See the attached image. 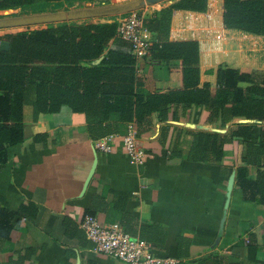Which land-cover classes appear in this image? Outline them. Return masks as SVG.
<instances>
[{
	"label": "crops",
	"instance_id": "0c3cea01",
	"mask_svg": "<svg viewBox=\"0 0 264 264\" xmlns=\"http://www.w3.org/2000/svg\"><path fill=\"white\" fill-rule=\"evenodd\" d=\"M176 1L93 0L76 2L67 12L84 14L74 19L106 17L103 23H108L139 11L148 20ZM207 2L204 12L175 9L169 32L170 41L199 43L200 86H217L221 64L249 70L264 81V36L227 28L224 0ZM147 36L156 40L149 30ZM182 68L180 60L164 62L151 55L137 61L151 92L182 88ZM34 98L29 94L23 108L24 140L1 164L0 211L18 212L34 203L37 213L12 221L9 234L0 235V264H127L93 250L81 224L91 213L103 225L117 222L129 232L128 225L131 235L149 238L155 255L178 258L177 264H199L213 253L224 256L225 264H264V205L246 201L236 185L241 142H226L219 162L187 160L192 133L228 135L238 123L254 121L237 118L221 127L208 121L202 106L173 107L167 120H155L148 134L138 135L148 155L143 163L132 164L122 134L114 139L112 152H101L85 114L63 106L35 118ZM181 250L187 257L179 256Z\"/></svg>",
	"mask_w": 264,
	"mask_h": 264
},
{
	"label": "trees",
	"instance_id": "16d2710c",
	"mask_svg": "<svg viewBox=\"0 0 264 264\" xmlns=\"http://www.w3.org/2000/svg\"><path fill=\"white\" fill-rule=\"evenodd\" d=\"M87 1L93 0H0V10L36 9L50 4L58 9L64 4ZM207 4V0H178L156 17L145 19L147 29L156 38L150 47L153 60L182 62L183 87L166 92L145 89L133 44L117 35L118 21L62 23L0 36V45L3 40L9 42L8 49L0 46V168L24 140L23 108L31 93L35 97V118L68 106L75 113L85 114L94 139L124 134L130 122L136 123L139 136H143L155 120H167L173 107L202 106L209 112L208 121L221 127L237 118L254 122L238 123L228 135L192 133L187 160L219 162L224 144L238 140L243 153L237 169V188L246 201L264 205V81L249 70L221 64L216 70L217 86H200L199 43L169 40L175 9L204 12ZM223 21L229 29L264 36V0H224ZM251 167L256 168L255 176L251 175ZM28 213L35 218L34 203L22 205L18 212L2 209L0 235H8L12 221ZM187 255L179 252L181 257ZM225 263L224 256L214 253L199 259V264Z\"/></svg>",
	"mask_w": 264,
	"mask_h": 264
},
{
	"label": "built area",
	"instance_id": "2783aa9c",
	"mask_svg": "<svg viewBox=\"0 0 264 264\" xmlns=\"http://www.w3.org/2000/svg\"><path fill=\"white\" fill-rule=\"evenodd\" d=\"M118 37L133 44V54L137 61L150 55L152 41L147 36L145 16L139 11L122 15L118 20ZM139 131L135 122L127 125L126 132L120 135L123 147L132 164H141L148 153L139 146ZM118 135H109L95 141L96 148L105 153L113 150V141ZM87 238L93 243V250L114 257L127 264H177L178 258L158 257L153 245L140 237L133 236L115 222L107 225L100 223L97 216L88 214L82 221Z\"/></svg>",
	"mask_w": 264,
	"mask_h": 264
},
{
	"label": "rangeland",
	"instance_id": "374dc122",
	"mask_svg": "<svg viewBox=\"0 0 264 264\" xmlns=\"http://www.w3.org/2000/svg\"><path fill=\"white\" fill-rule=\"evenodd\" d=\"M122 1H124V0H122ZM74 7L75 6H73V5L72 6L71 5H65L62 8L55 9L54 6H52L51 4L49 6L40 5V6H36V9H35V7L34 8L31 7V8L16 9V10H13L11 12L10 11L4 12L3 14H0V16H2L0 18L8 17V18H14V19H20V18L30 19V18L40 16V15L41 16L42 15H49L51 13L58 12V11L59 12H67L68 10H71L69 8L75 9ZM106 19H107L106 17L95 18V19L94 18H87V19L79 18V19H71V20L66 19V20L51 21V22H40L37 20L34 23H29V24L25 23L23 25L8 26L5 29H1L0 30V36L5 37L8 34H14V33L26 31V30H33V29H36L39 27H44L47 25H59L62 23H70V22L79 23V24L96 23V22L103 23L104 21H106ZM10 32H12V33H10ZM3 41H5V40H3Z\"/></svg>",
	"mask_w": 264,
	"mask_h": 264
},
{
	"label": "water",
	"instance_id": "95a60500",
	"mask_svg": "<svg viewBox=\"0 0 264 264\" xmlns=\"http://www.w3.org/2000/svg\"><path fill=\"white\" fill-rule=\"evenodd\" d=\"M132 12V11H131ZM129 13V12H128ZM84 14L78 11H69V12H54L49 15H40L33 18H20V19H3L0 20V27H8V26H14V25H23L25 23H34L35 21L40 22H51V21H61L66 19H74L83 16ZM1 48L2 49H8L9 48V42L2 41L1 42Z\"/></svg>",
	"mask_w": 264,
	"mask_h": 264
}]
</instances>
